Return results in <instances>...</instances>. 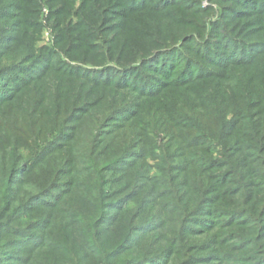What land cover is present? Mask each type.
<instances>
[{
  "label": "rangeland",
  "instance_id": "obj_1",
  "mask_svg": "<svg viewBox=\"0 0 264 264\" xmlns=\"http://www.w3.org/2000/svg\"><path fill=\"white\" fill-rule=\"evenodd\" d=\"M6 70L65 182L37 264H264V0H0Z\"/></svg>",
  "mask_w": 264,
  "mask_h": 264
},
{
  "label": "trees",
  "instance_id": "obj_2",
  "mask_svg": "<svg viewBox=\"0 0 264 264\" xmlns=\"http://www.w3.org/2000/svg\"><path fill=\"white\" fill-rule=\"evenodd\" d=\"M9 83L8 71L0 73V94L11 91ZM24 84L18 85L9 100L1 102L0 95V156L3 157L0 163V264H37V254L49 251L51 245L56 243L49 230L60 221L56 218L59 212L58 204L40 201L53 197L54 189L65 185L61 176L54 170L49 169L44 171V174H39L41 165H45L46 169V166H49L46 157L51 154L44 150L52 147L56 132L45 126V118L42 125H38L39 119L34 118L35 128L32 131L34 119L27 111L29 108L23 104L27 101L31 106L32 102L34 104L43 96L24 92L31 86L28 82L27 86ZM46 131L48 134H44ZM45 137L46 140L51 139L47 145L40 142V139L44 140ZM32 145H35V150L30 149ZM12 146L14 148L10 151ZM108 166V173H116V164L112 162ZM95 169L93 166L90 174ZM107 181L109 182L104 180L105 185H113V180ZM114 217L115 215L109 220L106 218L101 223L105 226L111 225ZM121 231L123 233V230ZM126 231L124 229L121 238ZM82 236L85 243L88 238ZM130 264L146 263L132 261Z\"/></svg>",
  "mask_w": 264,
  "mask_h": 264
}]
</instances>
